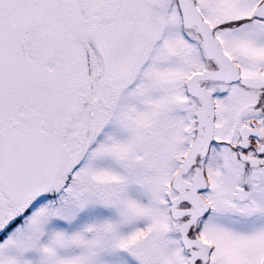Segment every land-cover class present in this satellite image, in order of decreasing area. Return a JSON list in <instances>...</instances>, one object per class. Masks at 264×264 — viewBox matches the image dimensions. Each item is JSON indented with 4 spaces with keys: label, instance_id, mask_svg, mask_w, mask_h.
Masks as SVG:
<instances>
[{
    "label": "snow or ice",
    "instance_id": "obj_1",
    "mask_svg": "<svg viewBox=\"0 0 264 264\" xmlns=\"http://www.w3.org/2000/svg\"><path fill=\"white\" fill-rule=\"evenodd\" d=\"M0 264H264V0H0Z\"/></svg>",
    "mask_w": 264,
    "mask_h": 264
}]
</instances>
